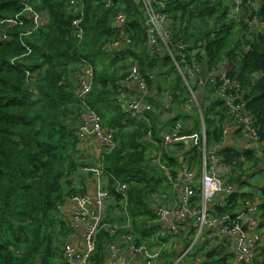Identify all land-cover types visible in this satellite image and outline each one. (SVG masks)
Here are the masks:
<instances>
[{"label": "trees", "instance_id": "1", "mask_svg": "<svg viewBox=\"0 0 264 264\" xmlns=\"http://www.w3.org/2000/svg\"><path fill=\"white\" fill-rule=\"evenodd\" d=\"M70 1L30 0L33 13L28 14L22 0H0V264H62L64 247L75 236L67 199L87 192L92 179L82 169L97 164L79 139L86 108L98 113L115 144L99 160L104 185L120 211L106 221L130 219L131 228L120 233L133 235L136 244L155 233L148 197L161 187L163 176L150 164L149 150L159 151L161 132L181 122V135L191 138L203 121L209 142L223 148L225 129L233 121L215 95L221 87L218 78L204 86L199 110L182 111L193 85L184 67L195 64L208 72L236 61L227 72L242 88L236 104L253 120L264 144V0L249 17L259 20L261 32L235 19L223 0H166L172 57L167 49L153 56L144 48L145 12L136 1L110 0L108 6L105 0ZM119 13L126 16L124 40L114 23ZM117 41L119 47L112 49ZM196 49L202 51L191 54ZM87 67L92 69L91 91L81 100L77 76ZM134 67L146 82L144 99L152 104L141 120L132 119L116 99L128 91L126 78ZM220 156L234 168L232 186L245 187L250 172H262V156L252 151L225 148ZM177 160L170 164L176 166ZM118 184L127 189L117 192ZM257 191L264 197V186ZM239 197L234 194L219 212L231 216L238 211ZM259 219L264 228V206ZM112 238L106 228L99 231L94 264H103L104 244ZM191 242L182 239L180 252ZM199 250L198 244L192 247L188 264ZM230 255L225 248L210 247L200 264H227ZM164 264L173 263L168 258ZM252 264H264V244Z\"/></svg>", "mask_w": 264, "mask_h": 264}, {"label": "built area", "instance_id": "2", "mask_svg": "<svg viewBox=\"0 0 264 264\" xmlns=\"http://www.w3.org/2000/svg\"><path fill=\"white\" fill-rule=\"evenodd\" d=\"M107 6L110 0H105ZM142 5L145 12L144 48L155 56L167 49L172 57L171 47L174 45L168 31L169 15L167 13L168 1L166 0H134ZM217 1V0H215ZM230 8L232 16L245 21L246 25L254 32H261L263 26L257 18L249 19L251 12L257 11L258 0H223ZM24 13H33L30 0H22ZM72 4V0L70 1ZM251 9V10H250ZM248 12H245V11ZM34 21L37 18L33 17ZM114 23L119 28L121 40L125 39L124 31L126 16L119 13ZM77 20L74 24H77ZM159 38L162 39L161 49ZM119 42H114L111 48L119 47ZM176 47L182 51L183 46ZM201 52L196 49L191 52ZM183 61L185 55L179 53ZM178 67V65L176 64ZM179 69V67L177 68ZM230 67L228 64L222 69H210L208 72L200 66L193 64L184 67L185 75L192 81L186 101L181 105L183 112L193 113L200 109L198 100L204 86L218 78L221 87L215 95L223 106L230 109L233 121L229 123L225 131V145L228 132L235 135L237 140H243L245 150L252 151L262 156L259 170L264 172V154H262L261 142L253 120L243 110L242 105L236 104L241 98L242 88L238 81L231 80L227 76ZM79 92L78 97L83 100L91 91L92 69H82L78 73ZM136 83L138 92L130 89V84ZM128 91H122L116 97L126 113L134 120H141L143 113L152 108L144 99L147 86L144 78L134 67L126 78ZM167 95V93H165ZM82 106L86 108L82 102ZM87 115L83 116L80 125V141H91L97 164L93 167H85L82 171L91 177L92 190L87 194H76L68 197L71 206L70 218L75 236H72L63 250L62 264H94L92 261L96 249V237L102 228L109 230L112 240L104 244L105 258L103 264H133L137 260L143 264H164L166 255L176 251V242L173 240L177 235L185 238H193L181 254L186 257L195 244L200 246L192 264H200L206 259L205 252L210 247L228 249L231 256L227 264H252L259 246L264 244V231L261 227L259 216L264 206V197L259 193H253L251 197H242L244 192L239 191V186L229 184L230 175L234 174V168L227 164L220 156L222 146H214L210 143L205 124L201 122L200 130L191 138L181 135L184 123L177 122L173 126L161 132L162 142L159 151L150 156L149 162L163 176V186L153 192L149 197V204L154 210L155 233L148 240L140 244L134 242L131 234L120 233V226L106 221L110 217L119 214L116 200L104 185L105 175L100 166V158L109 154L114 149V141L110 130H106L100 123L98 113L86 108ZM148 138H151L148 135ZM210 143V144H209ZM179 147H177V145ZM158 147L157 145H155ZM243 151V152H244ZM164 153H167L165 156ZM168 158V159H167ZM178 159L177 165L172 166L170 161ZM264 186L260 185L259 187ZM125 185L118 184L116 191L123 193ZM234 194L240 196L238 202L241 207L231 216L228 213H220L233 201ZM126 216V212L124 213ZM122 216V215H121ZM106 221L107 223H104ZM195 231L193 233L192 231ZM74 242H76L74 244ZM166 244L170 247L166 248ZM204 250L202 251V248ZM176 264V263H174Z\"/></svg>", "mask_w": 264, "mask_h": 264}, {"label": "rangeland", "instance_id": "3", "mask_svg": "<svg viewBox=\"0 0 264 264\" xmlns=\"http://www.w3.org/2000/svg\"><path fill=\"white\" fill-rule=\"evenodd\" d=\"M251 10V9H250ZM170 20L168 21L167 25H169ZM159 43L161 46V49L163 47V42L162 39L159 38ZM163 49H165V47H163ZM229 65V67H234L236 65V61H229L227 63ZM162 78V77H161ZM163 79V78H162ZM164 87H166V85H163ZM165 116V115H164ZM166 117V116H165ZM150 155L154 156L155 152L154 149L149 150ZM255 171L250 172L247 177V186L242 187L241 189L239 188L240 192H246V193H259V191H257V189L259 188L260 185H264V172H259L257 174H254ZM235 174V173H234ZM77 185H79V183L77 182ZM163 186V184H161V187ZM120 226V230H129L131 228V220H126L124 222V224H118ZM264 231V229H263ZM193 233H195V231H192ZM170 247L169 244H166V248ZM180 248L181 247H177L176 251L174 253H172L169 257V260H171V262H174L176 264H182L181 262H183V264H188L187 261L189 260V258L187 257H183V255L180 252Z\"/></svg>", "mask_w": 264, "mask_h": 264}, {"label": "crops", "instance_id": "4", "mask_svg": "<svg viewBox=\"0 0 264 264\" xmlns=\"http://www.w3.org/2000/svg\"><path fill=\"white\" fill-rule=\"evenodd\" d=\"M227 140H226V143H225V145H224V148L223 149H225V148H232V149H237L238 151H244V146H245V143H244V141L243 140H237V138H235V135H232L231 133H229L228 132V134H227ZM86 150H87V153L90 155V156H95L94 155V150H93V146H91V145H87L86 146ZM88 186H89V188L87 189V194H89L90 196L92 195V193H90V191L92 190V183L91 182H89L88 183ZM242 188V187H241ZM240 188V189H241ZM245 188V187H244ZM86 193V192H85ZM84 193V194H85ZM244 193H246V192H244ZM69 209H70V213H71V206L69 205ZM262 211V210H261ZM154 221V220H153ZM264 229V228H263ZM182 239H188V238H185L183 235H177L175 238H173V240L176 242V246L177 247H182ZM196 239V237L194 236L191 240H192V242H193V240H195ZM192 242H191V244H192ZM76 242H74V244H75ZM190 244V245H191ZM225 251H226V253H228L229 255L231 254L230 252H227L228 251V249H225ZM164 254L166 255V259H168L169 257H170V253H168V251H165L164 252ZM231 256V255H230ZM229 258V257H228ZM132 263L133 264H143L142 262H140V261H137V260H132ZM173 264H174V262H172Z\"/></svg>", "mask_w": 264, "mask_h": 264}, {"label": "water", "instance_id": "5", "mask_svg": "<svg viewBox=\"0 0 264 264\" xmlns=\"http://www.w3.org/2000/svg\"><path fill=\"white\" fill-rule=\"evenodd\" d=\"M130 89L132 91H134L135 93H137L138 92V86H137V84L136 83L130 84Z\"/></svg>", "mask_w": 264, "mask_h": 264}]
</instances>
